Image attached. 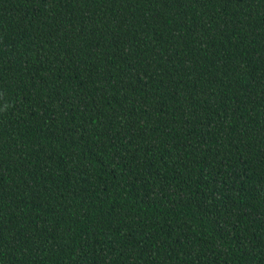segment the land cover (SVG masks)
I'll list each match as a JSON object with an SVG mask.
<instances>
[{
  "label": "trees",
  "instance_id": "trees-1",
  "mask_svg": "<svg viewBox=\"0 0 264 264\" xmlns=\"http://www.w3.org/2000/svg\"><path fill=\"white\" fill-rule=\"evenodd\" d=\"M0 264H264V0H0Z\"/></svg>",
  "mask_w": 264,
  "mask_h": 264
}]
</instances>
